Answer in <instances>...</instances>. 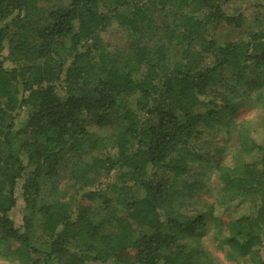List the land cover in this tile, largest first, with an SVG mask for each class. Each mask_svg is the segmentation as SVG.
<instances>
[{"label":"trees","instance_id":"16d2710c","mask_svg":"<svg viewBox=\"0 0 264 264\" xmlns=\"http://www.w3.org/2000/svg\"><path fill=\"white\" fill-rule=\"evenodd\" d=\"M49 1L0 0V264H216L210 226L264 264V119L237 120L264 107V0Z\"/></svg>","mask_w":264,"mask_h":264},{"label":"rangeland","instance_id":"374dc122","mask_svg":"<svg viewBox=\"0 0 264 264\" xmlns=\"http://www.w3.org/2000/svg\"><path fill=\"white\" fill-rule=\"evenodd\" d=\"M67 2L68 0H50L49 2L45 3V6L52 9L60 5H66ZM245 13H246V19H245V24L243 25L244 29L248 28V25L251 24V22L256 17L264 16V9H258V8L249 6L246 8ZM217 32H218L217 36L220 40H226L229 38H234L237 35L238 30L224 25V26H221ZM100 36L104 40L105 43L109 44L112 47L123 46L127 43L125 34L120 30V28L114 22L110 25V27L107 30L101 32ZM240 112L241 114L239 113L240 116L238 115V118H237L239 122L247 121V122L257 123L258 121H261L264 119V107H262V105L256 102L255 100L247 101L246 107L242 108ZM95 130H98V129H95ZM258 130L259 131L256 135H258V137L262 139L264 129L262 127H259ZM234 145H235L234 139L227 140L226 138L217 137L212 141V144L210 145L207 144L206 146L207 155L206 156L218 159V156L220 154L225 155L226 153H228L229 154L228 156L230 157L233 154L232 147ZM207 171L210 172V169L208 167L203 168V176L206 180L205 183L207 184V187L208 186L211 187L213 191V196L215 197V201L220 203L219 199L222 197V193L217 187L215 175L214 173H211L208 178ZM61 181L64 184L70 182L67 176H63ZM202 204L203 203L199 201L195 202L194 205L189 206V211L197 213L202 210H206L207 206L205 204L203 205ZM226 204L227 203H224V205ZM20 209H21V202H19V205L13 210L14 218L19 221L21 220V217H22L20 213ZM222 233L224 234L223 231H218V229L215 230L214 227L210 226L207 228L203 236V245L207 248V250H209L216 264H225L226 262L227 251L218 250L214 242L215 237H217L219 234L221 235ZM89 264H96V263L90 262Z\"/></svg>","mask_w":264,"mask_h":264}]
</instances>
